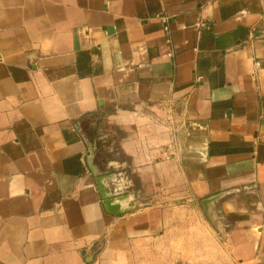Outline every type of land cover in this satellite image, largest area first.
Masks as SVG:
<instances>
[{
    "label": "crops",
    "instance_id": "1",
    "mask_svg": "<svg viewBox=\"0 0 264 264\" xmlns=\"http://www.w3.org/2000/svg\"><path fill=\"white\" fill-rule=\"evenodd\" d=\"M0 264H264V0H0Z\"/></svg>",
    "mask_w": 264,
    "mask_h": 264
},
{
    "label": "water",
    "instance_id": "2",
    "mask_svg": "<svg viewBox=\"0 0 264 264\" xmlns=\"http://www.w3.org/2000/svg\"><path fill=\"white\" fill-rule=\"evenodd\" d=\"M89 145V162L92 163L94 166H92L95 175L96 176H102L98 169L97 166H95V160H96V156L98 153V148H97V144H91L88 143ZM105 175V177H103L101 180L99 179L98 184L100 185V188L102 190L103 193V198H104V206L107 210V212L111 215L114 216H119L125 213H128L136 208H138L139 206H134L133 204H129L126 208H123V203H125L127 201V197H123L122 194L124 193H118V192H112V189L108 188L105 189L103 184H102V180H109L110 182H113L114 180H116V175H107L105 173H103ZM221 199V196H216L213 197L211 199L205 200L203 202V207L207 213V216L209 217L210 221L214 224V226L216 228H218V223L215 219L214 216V204Z\"/></svg>",
    "mask_w": 264,
    "mask_h": 264
},
{
    "label": "rangeland",
    "instance_id": "3",
    "mask_svg": "<svg viewBox=\"0 0 264 264\" xmlns=\"http://www.w3.org/2000/svg\"><path fill=\"white\" fill-rule=\"evenodd\" d=\"M99 136L103 138L105 149H103V152L107 153V157H117L115 154H118V138H116L115 134L112 133V129L109 127V125L105 122H102L99 125ZM108 134V136H107ZM109 134H113L114 139H109ZM99 150V149H98ZM101 152V153H103ZM208 220L210 221L209 217L207 216ZM211 222V221H210ZM211 224L214 226V224L211 222ZM215 227V226H214Z\"/></svg>",
    "mask_w": 264,
    "mask_h": 264
}]
</instances>
